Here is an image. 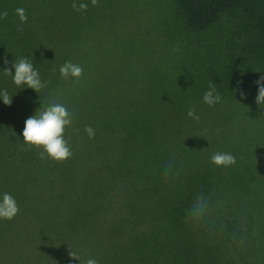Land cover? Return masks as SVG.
I'll use <instances>...</instances> for the list:
<instances>
[{
	"label": "trees",
	"instance_id": "obj_1",
	"mask_svg": "<svg viewBox=\"0 0 264 264\" xmlns=\"http://www.w3.org/2000/svg\"><path fill=\"white\" fill-rule=\"evenodd\" d=\"M71 4L0 0V69L27 57L46 81L36 93L0 73L12 95L0 103V192L18 207L0 219V264H79L70 251L81 264H264V105L254 83L264 75L255 49L264 0H172L169 17L156 10L144 31L123 36L94 32L106 21ZM66 60L78 78L60 77ZM210 84L221 96L211 107L201 99ZM53 101L71 117L63 161L41 159L20 136ZM216 152L235 163H211ZM198 196L205 212L194 220Z\"/></svg>",
	"mask_w": 264,
	"mask_h": 264
},
{
	"label": "clouds",
	"instance_id": "obj_2",
	"mask_svg": "<svg viewBox=\"0 0 264 264\" xmlns=\"http://www.w3.org/2000/svg\"><path fill=\"white\" fill-rule=\"evenodd\" d=\"M95 4V0H91ZM71 7L76 12H83L87 9L88 4L85 0H72ZM15 14L18 20L23 24L27 17L25 16L23 8H16ZM7 15L6 11H0V18ZM9 61L4 59L3 64L8 65ZM58 72L61 78H78L81 73V67L70 61H64L58 67ZM0 73L5 76H10L12 84L18 89H32L38 93L46 84V81L41 79L37 68L33 66L32 61L27 57H19L13 59L11 68L4 67L0 69ZM264 75H261L254 83L257 89L255 96V103L257 105H264ZM243 97L244 93H240ZM11 97L7 90L0 89V103L10 105ZM202 102L208 106H213L221 101V96L216 88L210 84L207 90L202 94ZM35 114L27 117L24 120L23 128L20 136L22 142L32 146H37L40 149L39 155L43 159L45 155L54 161H63L70 157L68 142L63 136V132L71 123L70 114L64 104L59 102H49L45 106H39ZM185 115L194 120L199 117L194 113L193 109L189 107ZM84 132L89 138L94 135L93 129L89 126L84 127ZM211 163L217 166L228 167L235 163V157L228 152H216L210 156ZM189 214L194 220H199L205 212V200L203 196H198L195 201L189 206ZM18 212V207L13 196L7 192H0V219L11 220ZM70 257H74L81 261L75 254L70 251ZM82 264H97L95 258L89 257L85 259Z\"/></svg>",
	"mask_w": 264,
	"mask_h": 264
},
{
	"label": "rangeland",
	"instance_id": "obj_3",
	"mask_svg": "<svg viewBox=\"0 0 264 264\" xmlns=\"http://www.w3.org/2000/svg\"><path fill=\"white\" fill-rule=\"evenodd\" d=\"M87 3L89 4V11L94 14L97 12L101 17L100 19L91 14L90 19L96 18L98 21H106L104 24L101 22L97 24L96 21L94 26L97 28L93 29L94 32H102L104 35L109 36H123L133 34L134 29L144 31V24L151 25L155 20L156 10H162V15L165 14V18L169 17L172 0H95V4L91 0H87ZM263 42L255 48L261 56H257L259 59H264ZM4 256H6L7 263V255ZM15 264L19 263L16 262Z\"/></svg>",
	"mask_w": 264,
	"mask_h": 264
}]
</instances>
